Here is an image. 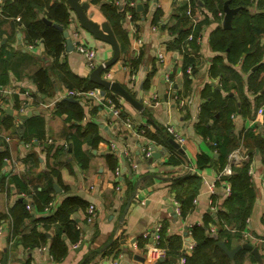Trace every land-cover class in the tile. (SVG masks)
Here are the masks:
<instances>
[{"label":"crops","instance_id":"obj_1","mask_svg":"<svg viewBox=\"0 0 264 264\" xmlns=\"http://www.w3.org/2000/svg\"><path fill=\"white\" fill-rule=\"evenodd\" d=\"M82 2L90 4L87 14L91 19L110 25L120 45V59L103 72L102 78L121 84L144 107L139 111L108 89L102 95V89L97 97L75 98L73 103L84 115L81 119H69L74 107L61 106L68 91L63 78L67 72L90 80L93 70L75 49L67 52L65 48L59 58L65 69L54 71L46 94L39 92L35 73L55 67L57 61L41 41L28 38L22 20L0 17V84L3 86L0 132L10 139L8 142L0 139V151L9 154L2 175L18 176L28 189L27 194L21 193L13 180L7 185L0 180V264L5 260L6 264H111L118 254H124L121 264H181L180 256L169 254L167 239L179 238L184 246L194 241L190 230L204 224L207 216L224 210L229 178L236 168L250 160L254 168L250 181L255 202L246 232L251 236L248 243L258 248L262 263L245 250L231 260L238 258L234 264H264V152L256 151L250 159L248 149L241 145L220 170L215 141L229 111L233 112L228 119L236 137L241 140L243 134L253 131L264 139V116L258 114L264 106V70H261L264 62H254L255 56L246 58L245 53L231 55L229 50L218 51L214 45L226 30L224 17L200 0H190L191 14L187 12L189 2L141 0L143 9H137L134 18L125 14L117 22V29L107 19L102 5L125 8L128 0ZM218 6L219 3L214 8ZM262 8L254 0L247 9L257 19L264 13ZM71 17L69 33L79 28L81 40L96 50L98 66L109 61L113 57L112 45L83 30L72 10ZM190 34L193 39H189ZM261 46L264 50V42ZM188 65L194 67L192 75L187 72ZM107 98L120 109L119 114L114 115ZM212 102L221 108L214 118L208 119L204 108ZM24 106L27 113L32 112L25 120L19 113ZM6 118H11V128L3 123ZM36 118L44 121L45 137H34L28 142V137L35 134L32 120ZM90 124L98 126L100 142L96 148L88 142L83 144L82 149L89 156L87 167H83L73 149L65 151L63 145ZM167 124L174 125L187 138L185 153L170 143L173 138L165 133ZM24 126H27L26 137L20 131ZM201 133H207V137ZM148 147L154 150L151 158L144 155ZM198 154L216 160L198 169ZM108 156L113 158L114 168L109 165ZM117 168L121 173L119 182ZM188 175L198 176L201 187L194 207L182 216L173 203L174 184ZM48 198L53 205L46 210L44 201ZM22 199L35 202L36 207L29 211L31 217L24 221L21 232L25 235L34 230L45 232L47 241L40 246H24L20 236H14L9 218H1L9 216ZM70 200L82 202L71 215L75 240L64 236L66 252L56 258L51 245L60 224L44 220H51ZM90 204L98 212L92 223L87 222ZM234 226H227L232 234L229 244L222 240L230 250L244 244L235 237ZM158 227L159 243L154 240Z\"/></svg>","mask_w":264,"mask_h":264},{"label":"trees","instance_id":"obj_2","mask_svg":"<svg viewBox=\"0 0 264 264\" xmlns=\"http://www.w3.org/2000/svg\"><path fill=\"white\" fill-rule=\"evenodd\" d=\"M102 0H91L93 4H97ZM130 1V0H128ZM228 0H200L215 11L224 13V3ZM232 8H240V11L233 19L232 28L225 30L224 35H221L214 45L219 49L218 51H228L231 55L237 52L239 55L245 53L246 58L255 56V61L261 62L264 50L261 46L262 37H264V13L259 14L257 19H253L248 12V7L254 4V0H229ZM260 6H264V0H257ZM219 3L217 8L215 5ZM264 11V8H262ZM102 10L107 19L116 25L121 18L129 11L134 18L137 14V8H121L112 4H103ZM262 11V10H261ZM4 17H20L26 26L28 38L31 41H41L49 55L57 61L55 67H49V69H39L35 73V80L39 86V92L46 94L48 87L51 84L52 75L56 69L62 71L66 65L59 62V58L65 51L66 40L63 37V33L55 28L53 25H49L47 21H51L54 24H58L67 30L72 22L71 9L66 0H5L3 6ZM115 29V30H116ZM119 33V32H118ZM117 30H116V34ZM194 37L192 34H190ZM193 39V38H192ZM248 45H251L250 48ZM191 61L190 59H188ZM189 63V62H188ZM192 66L193 65H188ZM261 70H264V63ZM67 85L68 91L88 92L94 88L104 89L99 85L91 82L89 79L80 78L74 74L66 72V76L63 78ZM76 99H81L74 97ZM71 105L74 107L73 112L69 115V119H81L84 115L82 109L78 107L73 101H63L61 106ZM221 107L216 102H212L209 106L204 108L205 118H214L216 111ZM224 112V111H223ZM229 111L225 120L217 130L215 141L217 143L218 152L220 157L219 161L220 170H223L228 164L230 154L238 149L241 145H244L250 154V159L253 157L256 151L264 152V139L259 137L253 131H247L243 134L240 140L234 134V126L228 119L232 114ZM233 115V114H232ZM11 118H6L3 123L7 128L12 127L10 122ZM34 122L33 136L28 137V142L36 137L41 139L45 137V125L44 121L40 118L32 120ZM201 127V126H200ZM204 128V127H201ZM20 130V129H19ZM23 137L28 135L27 126L21 127L20 130ZM211 132V131H209ZM166 133V132H165ZM204 137H207V133H201ZM71 141L65 151H74L78 160L82 163L83 167H87L89 162L88 154L82 149L84 143L88 142L93 148H96L100 142L99 128L97 125L90 124V126L83 133H75L71 136ZM9 157L8 152L0 151V180L3 185L9 184L10 180H13L16 187L21 193H28L26 184H24L20 178L16 175L7 177L2 175L6 158ZM216 160L215 158L208 156L207 154H198L196 157V167L198 169H204L212 164ZM107 161L111 167L114 168V160L111 156L107 157ZM175 162V160H174ZM252 161H248L240 168H236L234 175L229 178L231 184L232 194L226 199L224 210L219 211L216 215H209L206 217L204 224L195 226L192 231V239L196 243V247L193 253L187 257L186 264H234L238 258L231 260L229 256L217 245L218 241L226 240L229 244V239L232 238V234L227 229V226L234 224L236 234L235 237L242 239V234L246 230L248 225V219L251 215L252 208L255 202V193L250 181L249 168ZM201 187V179L196 175H188L182 178H178L174 184L175 196L174 199L180 203V209L182 216H186L194 207V199L197 197ZM30 202V201H29ZM28 200H20L18 204L10 210V215H2L1 218H9L12 223V229L14 236H20V240L24 246L36 247L44 244L47 241L45 232H39L37 230L32 231L30 234L25 235L21 232L22 225L26 219L31 217L29 210L27 209ZM31 203V202H30ZM51 203V199H45L44 205ZM82 202L78 200H70L56 213V215L50 220L46 219L44 222L59 223V229L56 236L52 239L51 252L56 258L62 257L67 247L64 244V236L71 237L74 241L75 238V224L71 220V215L74 213L77 205ZM33 209L36 207V203H31ZM89 206V205H88ZM88 208V207H87ZM219 226L216 232L212 233V225ZM45 230L47 228L43 226ZM217 235V237H215ZM168 248L171 254L183 256L184 242L179 238L167 239ZM167 249V248H166Z\"/></svg>","mask_w":264,"mask_h":264},{"label":"water","instance_id":"obj_3","mask_svg":"<svg viewBox=\"0 0 264 264\" xmlns=\"http://www.w3.org/2000/svg\"><path fill=\"white\" fill-rule=\"evenodd\" d=\"M66 1L70 9L77 15V18L80 21V27L83 30L92 34L96 39L109 43L113 47V57L105 63V66L100 65L95 70H93L90 76V80L96 85H99L104 89H108L111 92L124 98L126 101L132 104L137 110L141 111L144 107L142 102L137 100L135 97H133L127 89H125L121 84L117 82L108 81L102 78L103 72L106 69L113 66L121 57L120 45L110 25L107 22L100 24L88 16L87 11L89 10L90 7V4L88 2H82V0H66ZM137 9L138 10L143 9V3L141 1L138 2ZM223 10H224V18H223L224 29L230 30L232 28L233 19L236 16V14L240 11V8H232L230 6V1L228 0L224 3ZM47 22L49 25H53L55 28H57L59 31L63 33V37L66 40V51L67 52L73 51L74 45L72 39L70 38L69 31L65 30L63 27L59 26L58 24H54L51 21H47ZM104 89L101 93L102 95H105ZM65 100L73 101V102L76 101L75 98L73 97H67ZM31 115L32 112H29L26 115L22 116V119L25 120L28 117H31ZM170 143L174 148L178 149L181 153H185V148L181 147L175 140L171 139ZM155 156L158 157L159 154H156ZM187 235L188 233H185V236ZM215 237H217V235H215ZM217 245L231 259H233L239 251L245 250V251H251L252 254L255 256V258L262 263V258L259 254L258 248L252 246L248 242L244 243L242 246L234 250L228 249V247L223 241H218ZM137 259H142V258L137 257ZM3 264H6V260L4 261Z\"/></svg>","mask_w":264,"mask_h":264},{"label":"built area","instance_id":"obj_4","mask_svg":"<svg viewBox=\"0 0 264 264\" xmlns=\"http://www.w3.org/2000/svg\"><path fill=\"white\" fill-rule=\"evenodd\" d=\"M141 1V0H130L127 4V6H129V8H137L138 6V2ZM182 2H189V6H188V14H191V5H190V0H180ZM4 3H5V0H0V17L3 16V6H4ZM126 16L128 18H131V13L128 11L126 13ZM219 16L220 17H224V13L223 12H220L219 13ZM18 21L21 20L20 17H17L16 18ZM70 38L72 39L73 41V45H74V49L79 53L81 54L84 59H85V62L88 66V68L90 70H95L98 66V63H97V60H96V50L94 48H92L91 46H88L86 43H84L81 38H80V30L79 28H76L71 34H70ZM193 37L190 35L189 36V39H192ZM139 44L142 42L141 39L138 40ZM264 42V41H262ZM65 47H66V43H65ZM30 49L33 48V45H30L29 46ZM262 61L264 62V53H263V56H262ZM103 66H105V63L102 64ZM187 72L192 75L193 73V68L192 66H189L187 68ZM3 89V86L0 84V92L2 91ZM102 89L100 88H94L88 92H77V91H67V94L66 96L67 97H78V98H85V97H97L98 95H100V92H101ZM106 102L107 104L110 106V108L113 110V113L114 115H117L120 113V109L118 107H116V105L114 104L113 100L112 99H106ZM28 112V108L26 106L22 107L19 111L20 115H26ZM258 114L261 115V116H264V106L260 107L259 110H258ZM1 117H2V110L0 109V124H1ZM17 123L19 124V119H17ZM165 131L166 133L171 136L181 147H184L186 145V142H187V138L184 137L176 128L174 125L172 124H167L165 126ZM145 132V130H144ZM0 139H2L3 141H10V139L6 136H4L2 134V132H0ZM63 147L65 149H67L69 147V143H65L63 145ZM153 149L152 147H148L146 148V150L144 151V155L147 157V158H151L153 156ZM6 161H8V158H6ZM253 172H254V168H253V164L251 163L250 165V168H249V176L250 177H253ZM116 177H117V182H119V177L121 175L120 173V170L117 168L116 169ZM229 175L231 174V171L229 170L227 172ZM263 186H264V181H263ZM117 188H119V186H117ZM226 195L228 197L231 196L232 194V190H231V184L230 183H227L226 184ZM194 202L196 203L197 200L195 199ZM173 203L176 207V211L179 213L181 211L180 209V203L173 199ZM53 205V203H50L48 205V207H46V210H49L50 207ZM27 209L29 211H32L33 210V207L31 205L30 202L27 203ZM97 216H98V212H97V208L94 204H90L87 208V222L88 223H92L94 222L96 219H97ZM78 229H81V227L79 226ZM211 231L212 233L216 232V228L215 227H212L211 228ZM189 235H192V230H190L189 232ZM250 235L246 232V230L243 232L242 234V242L243 243H246V242H249L250 240ZM160 227H158L156 229V233H155V236H154V240L155 242L159 243L160 242ZM196 247V243L194 241H188L186 242L184 248H183V256L180 258V263L181 264H186L187 263V257L190 256L194 249ZM124 256V254H118L117 256L114 257L113 261L111 264H121V258Z\"/></svg>","mask_w":264,"mask_h":264}]
</instances>
